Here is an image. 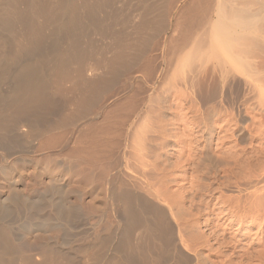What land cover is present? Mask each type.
I'll list each match as a JSON object with an SVG mask.
<instances>
[{"label": "bare ground", "instance_id": "1", "mask_svg": "<svg viewBox=\"0 0 264 264\" xmlns=\"http://www.w3.org/2000/svg\"><path fill=\"white\" fill-rule=\"evenodd\" d=\"M187 2L189 5L187 6L186 12L184 11L185 15L181 14V16L180 11L182 9L180 10V6L183 3L186 4ZM174 20L177 22H172ZM175 28H180L182 37L179 41L171 38L172 40L168 42V34L174 31ZM166 47H168V51L171 50L170 54H181L182 50L186 48H190L191 50H188H193L194 52L198 49L199 52H203V50H205L204 53H206L208 51L207 53L214 55L211 56L214 58V61L216 60L217 64L223 63L221 65L222 68L224 67V63L233 68L232 69L230 67L231 70H233L232 75L231 71H227L229 70V66L227 67L228 69L226 68L227 70L223 68V70L228 72V75L230 73L231 77L229 78L232 80H236V76L233 75L234 73L243 76V79L238 76L240 80H248V82L249 80H257V77L260 78L261 76L257 68H259V66L261 67L262 59V57H260L261 55L257 52L261 51L262 53L264 50V0H0V85L4 84L9 87L5 93L3 92L4 94L0 91V147L4 146V143H14V146L16 147L15 150L25 154L30 153L29 149H31L32 145H35L34 143L37 142V140L39 141L40 139H43L40 144V148L45 147V149H53L54 144H52V139L53 137L57 138L55 133L60 131L59 129H68V131L70 130L69 132L70 137L72 136V140L77 139L75 144L78 145H74L77 149L75 150L73 148V151H75V154L80 156L82 155L81 152H84L85 150L86 156L83 153L85 157L84 159L87 161L90 168L98 166V162L100 163L103 159L102 158L98 161L101 157H97V151L100 153L101 149V151H104V147H106V149L107 146L111 147V145L114 144L112 143V139L116 140V138L120 136V133L118 134L119 130L117 129L119 127H116L117 124L118 126L120 124V128L122 127L124 132L126 131V136H124L127 138H129V135L132 136L134 141L131 140V143L135 142L137 148L139 144H142L140 141L144 140L142 141L143 146H141V149L142 151L145 150L147 152V150L145 148L143 149V147L145 146L150 134L152 135V132L154 131V136L150 137L154 140L158 136H161L160 138H165L167 132L166 130L169 126L168 124L171 123L169 120V123L167 124L163 116L161 119L153 114V103L156 104L157 101H160L159 99H154L151 96H149L147 100L140 99L142 102L139 103H141L144 109L135 111L133 107L135 103L133 101L134 104L132 103V107L131 105L129 106L131 107V110H128L129 112H127V116L124 115L126 118L123 116V120L120 119V121L118 119L123 115L120 114L121 109L119 108V115H121V117H116L118 116L116 115V120L113 119L114 117L111 116L112 111L111 115H109L112 119L110 117L106 118L105 123H100L101 125L97 122L95 123V120L99 119L100 116L104 114L106 106L102 107L100 104V109L96 110L95 108L99 105L97 100L101 96V93L105 90L108 91L107 89L109 87L115 88L116 84H113L119 81L116 79L120 78L119 76L121 74L128 73L138 63L137 61L143 58V56H145L148 52L152 50L155 52L156 50L162 48L166 49ZM257 54H259V56ZM171 56L173 57V55ZM259 57L261 59H259ZM182 58L188 60L186 56ZM182 58V64L185 65L184 62L186 63V61ZM257 60L260 63L259 66L255 64L257 63ZM256 65L258 67H256ZM151 68H149V70H151ZM223 70L220 73L222 77ZM149 73V75L152 76L151 74H154V70ZM224 77L222 79H228V77L226 79ZM125 81L132 84L134 80L128 79ZM140 81L147 85V80ZM150 81L152 82L153 80H148V82ZM183 82L185 81L183 80ZM157 83L159 84L158 81L153 82V86ZM174 83L175 80L173 84ZM248 84L250 85L251 83ZM135 96H133V99L131 98V100H135V102H137L134 98ZM56 97H58L59 100L62 98L64 99L62 100L66 102V109L64 107V111L62 110L63 113L60 111L61 115H58L59 118L54 122L55 125L53 123L52 125L50 124L51 126L49 125L48 128H43L41 126L42 121H40V117L46 113V111L44 112V109L42 108L53 107L57 101ZM121 105L123 106V104ZM141 105L138 107L140 108ZM175 106L177 107L178 104ZM40 109H42L43 114ZM46 109L47 108H45V110ZM52 109H54V107ZM48 110L49 109H47V112ZM116 111H114V113H116ZM57 114L59 113L57 112ZM105 116H107V114ZM180 117L179 113L176 114L173 119L175 124L172 122L170 126L177 125L178 122H181L182 120ZM109 118L114 121L110 122ZM44 119L45 118H43V120ZM140 121L141 123H139ZM148 121L149 123L147 124ZM138 124L143 125L142 130L139 128ZM144 125H147L146 127H148V125L150 126V129H152L151 133H148L149 128H147V130L144 128ZM136 128L137 130L139 129V134L133 132L134 135H131L130 133L134 131V129L137 131ZM170 130L172 131V129ZM61 138L62 137L59 139ZM118 141L116 142L118 143ZM149 141L151 142V140H148V142ZM103 142L104 147L102 146L101 149L98 150L97 147L100 144L103 145ZM54 143L56 142L54 141ZM137 143L139 144L137 145ZM84 144H86V146H84L86 149L82 148ZM140 145L139 153H143L140 151ZM115 146H117V144ZM17 147H19V149H17ZM32 147L34 148V146ZM106 149L105 153L107 156V152L109 151ZM137 150H134V152ZM32 151L34 150L32 149ZM132 152L133 151L129 152L130 155ZM72 153L74 154V152ZM10 154L11 152H9V155ZM102 155L103 153L101 156ZM143 155L144 153L140 156L141 159L144 160ZM146 155L148 156V154ZM136 156L139 157V154L135 155V157ZM81 157L82 156H80V158ZM133 157H131L132 160L128 157H123V165L122 163L113 164L114 162H111L112 171L108 168L110 164H107V167L105 166L106 170L108 168V175L110 174L106 180L104 179V182L106 181L104 184L106 187L105 195L107 196L106 202L108 211L105 214L103 213L105 215L104 217L102 216L103 218L99 216V221L96 220L98 222L97 225L95 224V227L91 228L95 231L96 226L105 221L110 222V228L107 226L109 230L107 229V233L104 231L106 234L100 232L98 235L97 233L94 235L95 238L93 237L91 239H94V245L91 244L92 246H89L88 248H70V251H73V255L69 254L67 257L60 250H56L54 246L50 245V247H48L49 244H46V241H44V236L38 234L37 237L39 242H41L39 247L31 246L33 247V251L36 250L35 252L38 253H33V255H31L24 247L17 245L15 235L12 232L13 229L10 227L11 225L0 224V264H76L74 252L80 253L86 259L85 264H122L120 261L122 262L124 257L127 258L128 256H131L133 252L137 250L139 245L142 246V244L146 243L147 240L149 243L150 239H153L154 241L161 240L164 243V246L166 245L165 248L167 247L168 252H171V256L174 252L179 255L174 256L177 257L175 259H182L181 264L183 260L185 261V264H193L195 262L193 261V257L186 253L182 247L179 248L175 245V241L177 239L180 242L184 240L182 243H186L187 241L189 243L190 241L187 237L189 234L185 233L187 234L185 235L181 234L179 231L176 232L175 225L173 223V220H180L183 209L181 210L180 207L175 211L173 209L174 207L170 203L171 206L169 205L170 208L168 212L167 209H164L165 207L156 202L157 200H162L161 198H163L162 201L163 204H165L164 202H166V197L168 196L169 198L170 196L168 195V192L167 196H163V190L160 192V187V190L158 187H156V189L151 182L152 179L150 178L154 177L158 172H161L162 174H160L161 177L159 181H165L167 178V173L165 172L167 171V167H165L166 169H161L162 167L160 166L162 165V160H158V155L155 157L161 162H159L160 165L159 163L157 164L158 161L154 162L156 159L153 162L149 161L152 165H149L150 163L145 160L144 161L149 164L146 163L144 165L142 162L137 164V162H139L136 159L137 157L135 158L136 160ZM5 158L6 157L4 156L3 161ZM9 158L10 157H8V159ZM118 159L121 160V158ZM112 161H115V159ZM108 162L106 161V163ZM137 165H141V167H138L139 169L135 168ZM147 166L148 169H146ZM169 166L168 169H170ZM123 168L124 170L126 169V171L135 174H130L131 177H128L127 175L129 173H125L127 174L126 178L128 182L124 178L125 174H123ZM242 169L243 168H241V170ZM88 173L90 174V172ZM136 175L137 177H135L134 182L132 181V178ZM92 176H94L93 173L91 174V177ZM88 178V181H92V178ZM129 178L131 180H129ZM137 178H141L146 181L150 179L152 184H150V182L149 184L146 183L145 187V183L143 182V184L141 182L136 183V181H138ZM157 178L158 177H156L155 180H157ZM261 179L263 182L264 177ZM252 181L250 183H252ZM92 183H89V185L92 186ZM61 185L60 187L58 185L56 187L53 183H49L46 187L47 189L45 190L49 191L51 195L53 194L54 197V195H57L58 193L57 190L59 188L61 189ZM263 187H260V189H263ZM64 188L65 187H62L61 190L59 189L61 193H63L62 191ZM92 190H94V188H92L91 191ZM257 191L260 192L259 190ZM68 192V194L73 196V198L77 197L74 195L76 194L75 191V193L70 191ZM66 194L67 193L65 192L64 195ZM78 194L80 195L79 192ZM253 194L255 193L253 192ZM81 198L82 195L80 199ZM174 198L172 197L173 200ZM177 198L178 197H176V199ZM260 200L257 199L258 202L255 201L254 203L253 201V204L251 203L253 205V209H251L253 212L251 214L254 216L252 219H254L255 216H257V219L263 218L262 214L264 215V201ZM39 202H37L39 204H34L33 206V203L30 201L23 200L20 201L19 204H22L24 208L32 206L30 208H26V211L24 209L22 210L25 211L31 222H36V225L38 224V226L41 224L42 228H54L59 226V221L62 219V221L65 220L67 224L65 222L63 223L67 225L66 228L63 223V225L60 226H64L63 228H65L64 230L66 231H63L61 234L63 235L64 232L68 233L69 229H71L69 228L70 222L72 221L71 218L73 219L74 215L71 216L72 213L67 214L65 210L62 211L61 209L63 208H57L58 205L54 206L56 203L53 205L50 201L45 200H40ZM166 203H168V199ZM78 204H80V202ZM77 210L73 212H76ZM15 217L13 219L17 220L18 218ZM182 220H185L183 223L186 224L187 227H189V224L192 225V223H195L194 221L189 222L186 218ZM34 223L32 222V224ZM32 226L33 225H31V227ZM28 229L26 231H28ZM70 232L71 231H69V233ZM88 235L86 236L88 237ZM190 237L191 236H189V238ZM162 242L161 248L163 245ZM173 242L175 247L170 245ZM112 247L113 250H116L121 256L119 258V262L115 261L114 258V253L117 252H113V250L111 251L113 252V256L111 257L112 259L110 258V255L109 257L107 256V252L110 248L112 249ZM186 248H188V244ZM158 251L156 253H158ZM142 253L144 252L142 251ZM261 255L262 259L259 258ZM261 255L257 252L255 261H253L254 259L252 256V259L248 260V262L250 261L249 263L238 264H253L256 261L258 264H264V251ZM171 256L169 255L170 258ZM148 259L146 261H148ZM203 260L205 261V259H202L199 262ZM204 261L201 263L205 264L206 262ZM199 262H197V264ZM136 264H138V262ZM226 264L231 263L230 261H227Z\"/></svg>", "mask_w": 264, "mask_h": 264}, {"label": "rangeland", "instance_id": "2", "mask_svg": "<svg viewBox=\"0 0 264 264\" xmlns=\"http://www.w3.org/2000/svg\"><path fill=\"white\" fill-rule=\"evenodd\" d=\"M188 2L186 4L183 3L180 6V10L182 9L180 11V15H185L187 6L189 5ZM172 22L176 23L177 21L174 20ZM181 37L182 32L180 28H175L174 31L168 34L169 41H167L170 42L172 40L171 38L179 41ZM188 49L190 48L183 49V53L181 52V54H170L171 50L168 51L169 49L168 47H166V49L162 48L156 50L155 52L154 50H152L145 54L143 58L137 61V66L135 65L128 73H123L119 76L120 78L116 79L119 81L113 84L117 85H115V88L109 87L107 89L108 91L105 90L101 93V96L97 100L99 102V107L97 106L95 109L98 110L101 108V106H106V108L104 114H102L99 119L95 120V123H105V119L108 117H110L111 119L112 117H114L113 119L115 120L116 117H121V115H119V108L121 109L120 114L123 115L118 119L123 120L124 117L127 116V112L131 110L133 101L135 103V105H133L134 111L144 109L139 102H142L143 99L147 100L149 96L154 99L160 100L157 101L156 104L153 103V114H155V116H157L158 118H161L163 116L167 124L169 123V120L171 123L174 122L173 119L175 118L176 114L179 113L181 116L180 119L182 121L178 122L177 125L170 126L171 123L168 124L169 126L166 130V139L160 138L161 136H158L159 138L157 137L158 139L155 138V140L153 138H150L151 136H154L153 131L152 135L150 134L149 136L150 139L148 138L147 141L145 140L146 147L144 146L143 149L145 148L147 152L145 150L142 151L141 149V146H143L142 141L144 140L140 141V143H142L141 145L137 143V145H140V151L144 153L143 158L145 161L153 162L156 159L154 161L156 162L158 160H162V163L158 161L157 164L159 162L162 164L160 166L162 167L161 169H166L165 167H167L166 170L168 172L165 171L167 173H165L167 177L165 181H159L161 177L160 174H162L161 172H158L159 174L157 173V176L155 175L150 179H152L151 182L153 183L155 188L158 187L159 190L161 188L160 192H162L163 190V196H167L168 192V195L171 197V199L167 196L166 200H164L167 202L168 199V203L164 202L165 204H163V198H161L162 200L159 199L156 202L159 205L165 207L164 209H167L168 212L171 204L174 207L173 209L175 211L180 207L181 210L183 209L180 220H173V223L175 225L176 232L179 231L181 232V234L187 233L189 234V236H191L190 238L189 236H187L191 242L189 241L188 243L187 241L186 243H182L184 240L180 242L177 239L175 241L176 247H182L183 250L186 251V253L193 257V261L196 262H194L193 264H197V262L202 259H205V261L203 260L204 262H206L205 264H226L227 261H230L231 264L247 263L248 260L252 259V256L254 259L253 261H255L257 252H259V254L261 255V253L264 251V215L261 213L263 218L257 219V216H255L256 219H252V217L254 216L251 214L253 212V210H251L253 209V201L254 203L255 201H257V199H261L264 201V199H262L264 198V179L263 182L261 179L262 177H264V50L262 53L261 51L257 52L261 55L260 57H262V59L259 57V59H261V67L259 66V59V62L257 60V63H255L259 66V68L257 69L260 72L261 76L259 75L260 78L257 77V80H249L248 82V80H242L243 76L240 74H233L236 76V80H232L231 78H229L232 75V67L224 63L223 68L226 69L229 66V70H227L228 68L226 70L231 71V75L230 73L228 75V72L223 70L221 66L223 63H218L220 65L219 66L216 63V60L214 61V58H212V56L214 55H212L211 53H207L208 51L204 53L205 50H203V52H199L198 49L196 50V52H194L193 50L189 51ZM259 54L257 55L259 56ZM171 55H173V57ZM185 56L188 60L182 58ZM181 58L185 59V65L182 64L183 61L181 60ZM180 62L182 67L180 65ZM257 65L256 67H258ZM149 68H151V70H149ZM220 69L223 70V77L225 76V79L228 77L229 80L222 79L223 77L220 74L222 70ZM153 70L154 74L152 73V76H150L149 72H153ZM238 76L242 79L240 80ZM128 79L134 80L135 82L133 81L132 84H129L127 81H125ZM140 80H147V85ZM148 80L153 81L148 82ZM174 80L175 83L173 84ZM183 80L185 82H183ZM186 80H188L189 82ZM155 81H158L159 84L157 83L155 86H153V82ZM248 83L251 84L249 85ZM8 88L9 87L5 86L4 84L0 85V91L2 92V94H4L5 91L8 90ZM133 96H135L134 98L137 102H135V100H131ZM56 99L57 101H54L55 105H53L54 109H52V106V108L45 107L49 109L47 112V109L45 110V108L43 107V111H46V113L44 114L42 112V109H40L41 113L43 114H41L42 116L40 117V121H42L41 126L43 128H48L50 124L52 125L59 118L61 113H63L64 107L66 109V102L63 101L64 99L62 98L63 100H59L58 97H56ZM121 104H123V106ZM177 104L178 106L180 105L179 107L177 106L178 108L175 106ZM130 105L131 107H129ZM140 105L142 108L138 107ZM53 110L55 111V113ZM114 111H116L117 114L114 113ZM57 112L59 114H57ZM45 114L48 115L46 116ZM106 114L107 116H105ZM109 115H111L112 117ZM42 117L45 118L46 121L45 119L43 120ZM110 118V122H113L114 120L112 121ZM142 122L144 123L143 120ZM139 123H141V121ZM148 123L149 121L147 122V124ZM142 124H138L141 130L143 127ZM173 124H175V122ZM144 126V128L146 129L149 128L148 133H151L152 129H150V126ZM116 127L120 128V124L119 126L117 124ZM119 128H117L119 130L118 134L120 133L119 135L122 137L118 136V139H112L113 141L110 140L114 144H112L113 146L111 145V147L105 145L107 146V149L106 147H104V142L103 145L100 144L97 149L99 150L103 146L104 151H101L102 149L100 150V153L99 151H97V157H101L98 161H100L102 158L103 159L100 161V163L95 160L96 162H98V166L90 168L87 164V161L84 159V155L86 154L85 150L83 149L84 152L82 151V155H80L83 158H80V156L75 154V151H73V148L75 150L77 149L76 146H74L78 145L75 144L77 139L72 140V136L70 137V130L68 131V129H59L60 131L55 133V136L57 138L53 137L52 139V144H54L53 149H45V147L40 148V144L42 143L43 139H40L39 141L37 140V142L34 143L35 145H32L34 146V148L31 146V149H29L30 153L25 154L23 152L21 153L18 152V150H15L16 147L14 146V143H4V146L0 147V224L11 225L10 227L11 229H13L12 232L15 235L16 243L18 246L24 247L25 250L31 255H33V253L37 254L38 252L36 253V250L33 251V247H39L41 242H39L37 235L41 234L44 236V241H46V244H49L48 247H50V245L54 246L56 250H60L68 257L69 254L73 255V251H70V248H88L89 246L94 245L93 243L95 241L94 239H91L94 237V235H96V233L97 235L100 232L104 233V231L107 233L110 228L109 221L98 224L95 231L91 227H95V224L97 225V221H99L100 217H104V214L108 211L106 202L107 196L105 195L106 187L104 184L106 183V181L104 182V179L106 180L110 176V174L108 175L107 172H109L108 168H110L109 170L112 171L111 162H114L113 164L122 163L123 165V157H128L130 158V160H132L131 157L134 156L133 158L135 159L137 157L136 159L137 161H139L137 162V164H140L142 162L145 165L147 163L143 159H141L140 155L143 153H139V145L137 148L135 142H133V137L130 135L129 138L125 137L126 131L124 132V129L122 127L120 129ZM170 129H172V131ZM138 130L135 131L134 129V131H132L130 134L134 135L133 132L139 134L140 131ZM67 134L69 135V138ZM60 137H62V140L59 139ZM70 138L72 141L70 140ZM131 140H133L132 142L134 144L131 143ZM148 140H151V142H148ZM54 141L56 143H54ZM116 141H118V143ZM116 144L117 146H115ZM129 145L133 146L130 147ZM84 146H86V144H84L83 147L81 145L82 148L86 149V147ZM134 146L136 149L134 148ZM17 149H19V147H17ZM32 149L34 151H32ZM105 149L109 151L107 152V156L105 153ZM134 150L137 151L134 152ZM131 151L133 152L130 155L129 152ZM9 152H11L10 155ZM72 152H74V154ZM102 153V156H104L105 154L104 157L101 156ZM138 154L140 158L138 156L135 157V155ZM146 154H148V156ZM157 155L158 160L156 158ZM4 156L7 159L5 158V160L3 161ZM153 156L156 157L154 158ZM8 157L10 158L8 159ZM118 158H121V160ZM114 159L115 161H112ZM106 161H109L110 163H106ZM107 164H110L111 167L108 165L109 167L106 170L105 166ZM149 165L152 164L150 163ZM167 165H170V169H168ZM148 166L146 167V169H148ZM138 167H141V165H137V167L135 168ZM241 168L243 169L241 170ZM122 171H124L123 174H125L126 172L129 173L128 175L125 174L124 176L126 180L127 176L131 177L130 174L135 175L129 171H126V169L124 170V168L122 169ZM88 172H90V174ZM104 172L107 174H105ZM92 173L94 176L91 177ZM88 177L92 178V181H88ZM133 177L134 178H132V181L135 182V177H137V175ZM156 177H158L157 180H155ZM137 179L138 181H136V183L143 182L145 183V187L146 183L149 184L150 182V179L148 181L141 178ZM129 180L131 179L129 178ZM251 181L252 183H250ZM92 182L95 184H93ZM151 182L150 184H152ZM49 183H53L56 187L57 185L60 187V185L62 184L61 189L62 187H65V190L63 189L62 192L64 194L66 192L67 194L64 195L63 193H61V189L59 188L60 190L58 189L57 192H60V194L63 195H58V193L56 192L57 195L55 194L53 197V194L51 195L49 191L45 190L47 189L46 187ZM89 183H92V186H90ZM91 187L94 188V190H92L93 192L91 191ZM260 187H263V189H260ZM67 190L70 192H76V194H74L75 196H77L75 197L76 200L75 198H73V196L68 194L69 192ZM257 190H259L260 192H258ZM78 192L80 193V195L78 194ZM253 192L256 195L253 194ZM251 194L253 195V198ZM81 195L82 198L80 199ZM173 195L175 196V198ZM172 197L175 201L172 199ZM176 197L178 198L176 199ZM23 200L30 201L31 203H33V206L34 204H39L40 200L50 201L53 205L56 203L54 206L58 205L57 208H63L61 210H65L67 214L72 213L71 216L74 215V218H71V220L74 223L71 221L70 225L68 224L69 228H71L69 229V231L71 232L69 233L68 231V233L64 232L63 235L61 234L63 231H66L64 229L67 226L66 221H62L63 219L58 222L59 226H56L58 228H42L41 224L40 226H38V224L36 225V222L34 223V221H32L34 223L32 224L31 220L28 219L25 213L26 208H30L32 206L24 208L22 204H19L20 201ZM79 202L80 204H78ZM76 208L79 210H77ZM22 209H24L25 211ZM75 210H77V213L73 212ZM249 212L252 216L249 214ZM15 215L19 219H17L18 221L16 219H13ZM185 218L189 222L194 221L195 223H192V225L189 224V227H187V225L183 223L185 220H182ZM261 219L263 222L261 221ZM63 222H65L66 224ZM62 223L64 224L65 228H63L64 226H60L63 225ZM31 225L33 226L31 227ZM27 229L28 231H26ZM88 234L92 237H90ZM86 235H88V237ZM84 237L87 238L85 239ZM150 240L152 241L153 239ZM150 240L149 243L147 240L146 243L142 244L143 247L146 246L145 248H143L141 245L138 246L139 250L137 248V250L135 251L137 253L139 252L138 254L135 252H133L132 255L129 254L131 256H128V259L124 257L122 259V262L119 260L121 256L116 250H113V247L112 249H109L110 252L107 250V256L109 257L110 255L111 258L113 256L112 253L114 251L117 252L114 253V255L116 256H114L115 261H120V263L122 264H136L137 262L138 264H181L182 259H175L177 258L175 256L179 255L175 252V254L172 252L173 254L171 256V252H168L167 247L165 248L166 245L164 246V243L161 240H153V243ZM161 242L163 244V249L161 248ZM187 244L188 248H186ZM170 245H173L175 247L174 242ZM140 246L143 248V250ZM157 248L159 251L157 250ZM112 250L113 252H111ZM142 251L144 253H142ZM157 251L158 253H156ZM157 254H159L160 256ZM74 255L76 257V264H85L86 259L80 253L74 252ZM162 255L165 257H163ZM169 255L171 256V258L169 257ZM167 257L169 260L167 259ZM198 257L200 260L198 259ZM259 258L262 259V255ZM147 259L148 261H146ZM170 260L172 263L170 262ZM203 261L201 262L203 263ZM183 262L182 264H185L184 260ZM201 262H199L198 264H202ZM253 264H258V262L256 261Z\"/></svg>", "mask_w": 264, "mask_h": 264}]
</instances>
